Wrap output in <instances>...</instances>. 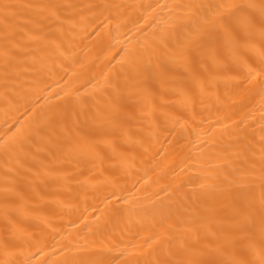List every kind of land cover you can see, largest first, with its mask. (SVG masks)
<instances>
[{"label":"bare ground","instance_id":"6f19581e","mask_svg":"<svg viewBox=\"0 0 264 264\" xmlns=\"http://www.w3.org/2000/svg\"><path fill=\"white\" fill-rule=\"evenodd\" d=\"M0 264H264V0H0Z\"/></svg>","mask_w":264,"mask_h":264}]
</instances>
